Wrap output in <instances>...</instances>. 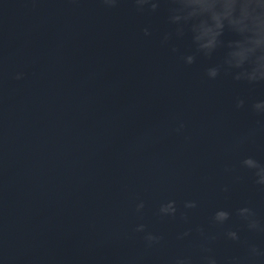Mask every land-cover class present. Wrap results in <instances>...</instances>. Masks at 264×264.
Instances as JSON below:
<instances>
[{
	"label": "water",
	"instance_id": "water-1",
	"mask_svg": "<svg viewBox=\"0 0 264 264\" xmlns=\"http://www.w3.org/2000/svg\"><path fill=\"white\" fill-rule=\"evenodd\" d=\"M171 2L0 0V264H264V230L235 212L247 205L264 225V186L241 165L264 163L251 108L264 81L207 79L202 56L184 64L190 41L162 42ZM168 199L178 214L161 218ZM221 207L231 215L214 225ZM138 223L161 239L148 245Z\"/></svg>",
	"mask_w": 264,
	"mask_h": 264
},
{
	"label": "clouds",
	"instance_id": "clouds-1",
	"mask_svg": "<svg viewBox=\"0 0 264 264\" xmlns=\"http://www.w3.org/2000/svg\"><path fill=\"white\" fill-rule=\"evenodd\" d=\"M136 6L143 10L145 6L151 10L158 7L159 0H134ZM107 5H114L116 0H104ZM167 21L170 31L163 34L162 42H168L173 37L177 39L187 38L190 41L191 50L182 53L180 59L186 65L193 64L197 56L209 58L204 69L207 79L215 80L221 73L230 75L234 81H246L256 83L264 81V0H172ZM145 35L149 30L145 28ZM230 33L231 38L225 39V34ZM173 51L176 48L173 46ZM20 73L16 78H20ZM244 99L237 98L235 106L241 107ZM252 110L257 114H264V99H258L251 104ZM179 128H183V122ZM179 128L177 130H179ZM241 165L252 172L253 183L264 186V163L246 156ZM227 191V186L224 188ZM143 200L137 201L135 210L139 213L144 208ZM197 201L188 199L183 201V209H194ZM236 214L245 222L250 231L264 230V225L257 218L255 211L247 206L235 209ZM156 214L161 217H176L178 214L177 202L168 199L160 202ZM181 219L187 222L186 212L180 211ZM231 215L225 208H216L211 215L210 222L214 225L223 226ZM197 231L204 236L205 240L215 239L214 235H205L202 228ZM136 232L144 233V240L148 245L158 242L161 236L157 233L146 231V225L138 223ZM191 229H186L178 234L182 238L189 234ZM226 239L237 241L240 239L237 230L228 228L224 232ZM203 252L210 249L202 245ZM251 255H259L260 252L255 244L249 245ZM205 264H217L213 255H204ZM175 264H189L187 257H178Z\"/></svg>",
	"mask_w": 264,
	"mask_h": 264
}]
</instances>
